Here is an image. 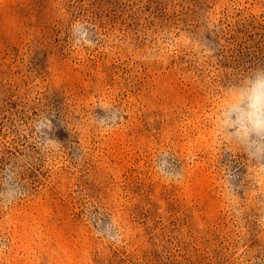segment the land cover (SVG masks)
Here are the masks:
<instances>
[{"label": "rangeland", "instance_id": "rangeland-1", "mask_svg": "<svg viewBox=\"0 0 264 264\" xmlns=\"http://www.w3.org/2000/svg\"><path fill=\"white\" fill-rule=\"evenodd\" d=\"M257 80L264 0H0V264H264Z\"/></svg>", "mask_w": 264, "mask_h": 264}, {"label": "clouds", "instance_id": "clouds-1", "mask_svg": "<svg viewBox=\"0 0 264 264\" xmlns=\"http://www.w3.org/2000/svg\"><path fill=\"white\" fill-rule=\"evenodd\" d=\"M249 107L257 114L264 112V80H257L252 83L248 91ZM242 99L237 100V104L242 103Z\"/></svg>", "mask_w": 264, "mask_h": 264}]
</instances>
